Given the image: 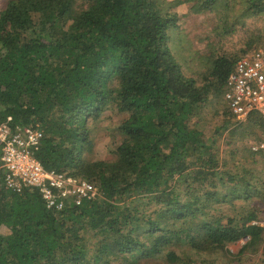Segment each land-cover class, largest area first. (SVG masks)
Returning a JSON list of instances; mask_svg holds the SVG:
<instances>
[{
  "label": "trees",
  "instance_id": "16d2710c",
  "mask_svg": "<svg viewBox=\"0 0 264 264\" xmlns=\"http://www.w3.org/2000/svg\"><path fill=\"white\" fill-rule=\"evenodd\" d=\"M165 1L9 0L0 8V127L41 129L36 157L45 168L98 192L56 211L36 189L0 190V227L10 230L0 235V264H220L262 249L264 226L253 223L264 206V153L246 146L229 159L217 137L264 131V119L252 113L240 123L224 100L236 129L227 121L207 137L202 109L224 95L236 63L264 46L253 26L264 0H177L215 21L206 70L192 75L189 46L172 50L178 17ZM107 111L124 116L120 142L113 156L92 161L91 122ZM240 241L235 256L228 247Z\"/></svg>",
  "mask_w": 264,
  "mask_h": 264
},
{
  "label": "built area",
  "instance_id": "2783aa9c",
  "mask_svg": "<svg viewBox=\"0 0 264 264\" xmlns=\"http://www.w3.org/2000/svg\"><path fill=\"white\" fill-rule=\"evenodd\" d=\"M224 100L240 123L252 113L264 119V47L256 49L235 65L224 88ZM43 131L34 126L4 124L0 127V190L17 193L36 189L50 210L63 211L67 205L82 206L98 197L96 187L66 172L48 170L36 157ZM264 153V142L252 146ZM253 224H258L254 222Z\"/></svg>",
  "mask_w": 264,
  "mask_h": 264
},
{
  "label": "rangeland",
  "instance_id": "374dc122",
  "mask_svg": "<svg viewBox=\"0 0 264 264\" xmlns=\"http://www.w3.org/2000/svg\"><path fill=\"white\" fill-rule=\"evenodd\" d=\"M8 1L9 0H0V8ZM191 7V4H178L177 0L165 1V8L170 9L169 11L172 14H176L178 17L176 27L170 29V34L173 38L171 41L172 50H174L177 55H180L184 51L183 48L189 46L191 57L194 58L189 62H184L187 75H192V72L196 73L197 71L198 73H204L206 70V65L209 62L206 51V46L209 42L207 40L208 33L212 31L215 26V21L212 17L206 16V13L198 15L196 11H191ZM255 25H260V37L264 41V19L253 26ZM236 39L237 37H234V44H236ZM229 45L233 46L232 43H229ZM223 98L224 96L212 98L202 109V116H204L202 125L207 137L213 135L214 127L218 128L222 125L224 126L227 121L230 130L236 129L235 125L229 122L231 117L227 113ZM123 119V115L107 111L103 114L101 119L91 122L93 147L90 151L85 153V156H88L92 161L105 160L113 156V151L120 142V138L116 133V128ZM244 122L243 124H246V121ZM242 130L238 129L234 134V138L231 136V133H229L230 131H224L223 137H217V140L220 139L219 142H217V146H219L222 156L226 154L230 159L236 150L240 151L242 148H246V146H254L255 144L264 142V131L256 129L253 133L246 136L242 133ZM228 140H231V145L227 142ZM241 157V154H237L238 159ZM256 160L259 161V156L256 157ZM246 164L251 167L253 166L251 161ZM256 167L261 168L260 163L257 164ZM202 190L206 189L203 188ZM222 210L224 213L231 212L228 206H223ZM256 222L264 226V206L260 207L258 221ZM9 233L10 230L7 227H0V235H8ZM245 243L246 241H240L229 245L228 249L233 255L240 256L239 253ZM238 258L233 259L234 262H230L227 257L223 261H220V264H264V245L262 249L256 253L247 251L246 254L241 257L242 262H239ZM210 263L213 262L210 261L207 264ZM188 264H199V262L197 259H194L192 263Z\"/></svg>",
  "mask_w": 264,
  "mask_h": 264
}]
</instances>
